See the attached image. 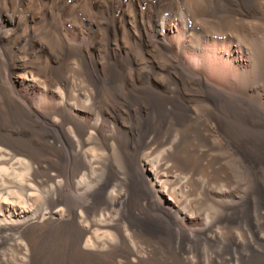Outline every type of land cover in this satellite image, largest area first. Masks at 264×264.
Listing matches in <instances>:
<instances>
[{"label": "bare ground", "instance_id": "bare-ground-1", "mask_svg": "<svg viewBox=\"0 0 264 264\" xmlns=\"http://www.w3.org/2000/svg\"><path fill=\"white\" fill-rule=\"evenodd\" d=\"M0 264H264V0H0Z\"/></svg>", "mask_w": 264, "mask_h": 264}, {"label": "rangeland", "instance_id": "rangeland-1", "mask_svg": "<svg viewBox=\"0 0 264 264\" xmlns=\"http://www.w3.org/2000/svg\"><path fill=\"white\" fill-rule=\"evenodd\" d=\"M222 51H224L225 53H227V55L231 58V57H233V54H231L230 53V51H231V47L230 46H226V47H221L220 48ZM231 52H233V51H231ZM232 59H234V58H232ZM235 70V66H234V69H233V71Z\"/></svg>", "mask_w": 264, "mask_h": 264}]
</instances>
